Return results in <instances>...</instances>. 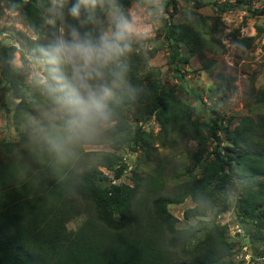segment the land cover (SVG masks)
I'll return each instance as SVG.
<instances>
[{"label":"rangeland","instance_id":"1","mask_svg":"<svg viewBox=\"0 0 264 264\" xmlns=\"http://www.w3.org/2000/svg\"><path fill=\"white\" fill-rule=\"evenodd\" d=\"M101 0V8L94 10L99 23L94 27L107 29L108 15L113 5L120 8L134 21L136 33L131 49V63L127 64L137 80L140 92L149 91L151 81L160 80L168 106L150 114V106L126 108L121 116L126 135L141 131L143 141L135 145L130 139L115 151L108 136L120 123L112 121L97 134L76 141L61 154L50 153L40 141L36 127L44 122L51 107L50 99L42 88L43 68L36 77L30 75L28 65L33 62L35 50L51 43L57 36L67 35V26L57 25L61 14L60 0H52L46 7L45 34L39 37L31 28L27 17L13 0H0V43L13 48V64L20 69L21 88L27 95L33 112L25 114L19 123L14 121V109L20 102L16 92L4 81L0 48V197L24 185L32 173L45 168V163L56 158L67 163L76 173H83L96 166L102 153L117 152L127 168L120 178L101 167L105 183L134 187L137 178L140 195L150 188L155 196L169 195L174 185L215 172L218 163L216 151L226 158L234 156L226 167L228 183L222 193L218 181L210 183L215 207L203 216L186 217L185 211L195 207L191 198L168 205L177 218L179 228L189 229L194 241L207 233L223 228L225 237L233 246L234 264H264V0H249V4L236 0ZM50 25V26H48ZM180 26L216 40L211 51L197 47L193 54L182 42ZM169 36L187 63L171 62ZM181 103L183 105H181ZM178 118L168 131L161 119ZM150 114V115H149ZM171 117V118H170ZM184 127L200 130L199 138L181 132ZM251 129L240 145L236 129L246 119ZM218 122L217 136H211V121ZM168 120V121H169ZM121 125V127H122ZM27 132V140L19 148L7 153L2 144L17 141ZM25 190L11 195L17 197ZM154 196V197H155ZM83 217L72 220L68 227L76 230Z\"/></svg>","mask_w":264,"mask_h":264},{"label":"trees","instance_id":"2","mask_svg":"<svg viewBox=\"0 0 264 264\" xmlns=\"http://www.w3.org/2000/svg\"><path fill=\"white\" fill-rule=\"evenodd\" d=\"M51 1L13 0L39 37L47 30L43 25V14ZM193 1L196 5L197 0ZM236 1L243 4L250 2ZM77 2L60 0L61 14L55 19L57 25L67 26V31L72 27L79 28L81 32L94 29V25L85 22L91 13L84 8L81 9L80 20L71 17L70 9ZM171 3L176 6L177 1L172 0ZM101 6L98 4L96 8ZM180 31L183 44L192 54L197 47L211 51L215 45L220 51H226L225 45L212 36H200L188 30L187 26H180ZM166 38L172 54L171 62L187 63L189 59L180 56L179 49L167 33ZM0 48L4 81L21 98L13 112L14 121L19 123L25 114L33 112V107L22 91L20 69L12 62L14 49L2 43ZM130 53L125 57L126 64L131 63ZM136 80V75L128 70L127 86L118 92L112 104L111 122L118 121L120 130L116 128L111 132L107 141L115 151L130 139L134 150L135 145L143 141L141 131H137L132 138L126 135L121 118L126 108L148 103L150 114H153L168 106L160 80L151 81L149 91L144 92L138 90ZM178 113L176 111L171 115L170 120L161 119L165 131L173 127ZM250 120L241 122L236 129L239 146L245 144L251 129ZM184 124L181 118L178 121L181 132H189L191 137L199 138L200 130L192 126L184 127ZM208 128L219 146L218 122L213 119ZM26 140L27 132H24L19 140L2 145L10 153L25 144ZM115 151L102 153L97 165L83 173H76L67 163H58L53 158L44 164V169L29 176V189L22 185L15 187L16 190L12 188L10 196L6 192L5 198L0 197V264H234L233 246L225 237L223 228L214 229L194 241L195 235H191L189 229L179 228L178 218L168 208L169 204L191 198L196 204L185 211L186 217L203 216L212 210L215 205L210 183L218 181L221 192L226 193V167L231 165L234 156L226 158L216 151L218 163L215 172L175 184L172 194L155 196L150 188L153 181L141 195L139 178L134 187L105 183L106 175L101 167L114 172L115 178H120L127 168L124 159ZM17 190H25V194L11 195ZM78 217H83L81 224L76 230L69 229L68 224Z\"/></svg>","mask_w":264,"mask_h":264},{"label":"clouds","instance_id":"3","mask_svg":"<svg viewBox=\"0 0 264 264\" xmlns=\"http://www.w3.org/2000/svg\"><path fill=\"white\" fill-rule=\"evenodd\" d=\"M101 0H78L70 9L76 20L81 9L89 11L86 23L97 25L94 10ZM107 29L81 32L72 27L67 35L57 36L51 43L35 50L28 65L36 77L43 68L42 88L51 107L36 133L50 153L59 155L78 140L89 138L112 120V104L118 92L127 86L128 68L125 57L132 49L136 33L134 21L113 5Z\"/></svg>","mask_w":264,"mask_h":264}]
</instances>
